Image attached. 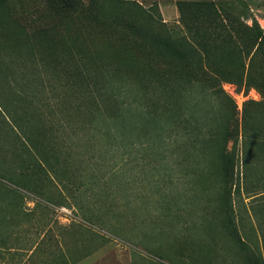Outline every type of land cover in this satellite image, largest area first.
Listing matches in <instances>:
<instances>
[{"label": "rangeland", "instance_id": "rangeland-1", "mask_svg": "<svg viewBox=\"0 0 264 264\" xmlns=\"http://www.w3.org/2000/svg\"><path fill=\"white\" fill-rule=\"evenodd\" d=\"M178 1L0 0V264H264V186L240 133L262 95L185 74L203 60ZM212 1L264 30V0ZM142 77L173 87L151 116Z\"/></svg>", "mask_w": 264, "mask_h": 264}, {"label": "trees", "instance_id": "trees-1", "mask_svg": "<svg viewBox=\"0 0 264 264\" xmlns=\"http://www.w3.org/2000/svg\"><path fill=\"white\" fill-rule=\"evenodd\" d=\"M177 8L182 24L199 48V57L203 60L202 65L187 62L183 69L185 74L191 77L199 72L207 77L210 71L225 80H232L238 86L254 87L262 95L261 101L252 102L256 107L254 113H243L240 133L244 157L250 161V166L258 167L259 182L264 186V30L254 20L251 25L235 24L224 14L223 6L212 0H180ZM121 23L133 34L144 38L131 23H125L122 19ZM158 43L185 59L168 34L158 39ZM145 81L142 77L139 104L143 113L151 116L155 111L152 94L173 87L169 88L167 82L157 79L155 89H150L148 84H144ZM216 135L221 171L224 182H227L232 170V157L225 150V143L232 139V133L224 127Z\"/></svg>", "mask_w": 264, "mask_h": 264}]
</instances>
